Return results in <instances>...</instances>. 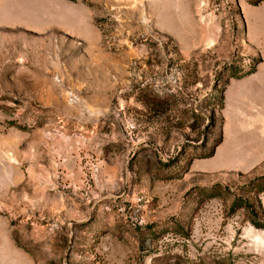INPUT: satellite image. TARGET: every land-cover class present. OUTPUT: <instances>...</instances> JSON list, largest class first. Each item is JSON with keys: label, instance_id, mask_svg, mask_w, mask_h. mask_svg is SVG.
<instances>
[{"label": "rangeland", "instance_id": "obj_1", "mask_svg": "<svg viewBox=\"0 0 264 264\" xmlns=\"http://www.w3.org/2000/svg\"><path fill=\"white\" fill-rule=\"evenodd\" d=\"M248 204L264 0H0V264H264Z\"/></svg>", "mask_w": 264, "mask_h": 264}, {"label": "trees", "instance_id": "obj_2", "mask_svg": "<svg viewBox=\"0 0 264 264\" xmlns=\"http://www.w3.org/2000/svg\"><path fill=\"white\" fill-rule=\"evenodd\" d=\"M246 209L248 210V212L251 214V224L256 228V229H260V230H264V221H259L255 218L254 216V211H253V207L251 206V208L249 207V204L246 206ZM152 228H148V230L150 231Z\"/></svg>", "mask_w": 264, "mask_h": 264}]
</instances>
